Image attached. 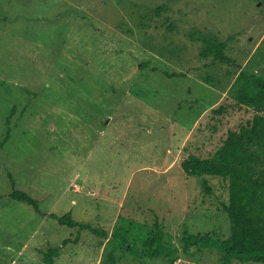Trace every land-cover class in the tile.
<instances>
[{"label":"rangeland","instance_id":"374dc122","mask_svg":"<svg viewBox=\"0 0 264 264\" xmlns=\"http://www.w3.org/2000/svg\"><path fill=\"white\" fill-rule=\"evenodd\" d=\"M258 77L264 0H0V264H224L185 237L230 235L228 182L183 161L264 115Z\"/></svg>","mask_w":264,"mask_h":264},{"label":"trees","instance_id":"16d2710c","mask_svg":"<svg viewBox=\"0 0 264 264\" xmlns=\"http://www.w3.org/2000/svg\"><path fill=\"white\" fill-rule=\"evenodd\" d=\"M257 81L256 85L262 89L251 98L262 107L264 77H258ZM219 111L216 109V112ZM239 127L231 128L223 144L209 149L208 156L191 154L183 161V167L189 173L219 175L228 182L229 201L226 208L232 223L230 235L226 239H212L206 235L188 233L185 237L189 245L214 243L225 251L224 264H232L235 259L264 261V173L257 169L264 154V115L254 113ZM6 138H9V133ZM12 196L32 204L41 214L38 199L28 192L14 188ZM56 217L62 224H78L70 211ZM59 251L60 246L52 247L45 253L44 260L53 264V258Z\"/></svg>","mask_w":264,"mask_h":264}]
</instances>
